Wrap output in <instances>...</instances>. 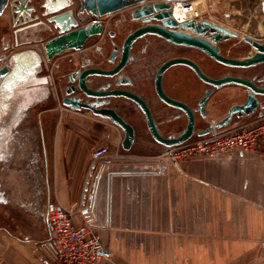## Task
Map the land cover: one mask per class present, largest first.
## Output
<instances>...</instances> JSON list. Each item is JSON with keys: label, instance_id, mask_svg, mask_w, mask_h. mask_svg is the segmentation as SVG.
Masks as SVG:
<instances>
[{"label": "crops", "instance_id": "1", "mask_svg": "<svg viewBox=\"0 0 264 264\" xmlns=\"http://www.w3.org/2000/svg\"><path fill=\"white\" fill-rule=\"evenodd\" d=\"M205 1L199 9L218 15ZM223 17L215 20L233 30L231 17ZM89 56L95 63L104 58ZM170 83L166 75L167 89ZM236 89L245 91L227 86L212 95L210 121L216 98ZM61 112L63 126L54 130L32 115L37 127L24 135L37 145L0 164V264H60L47 220L54 205L81 207L76 224L96 225L105 250L98 264H264V141L252 154L198 157L157 174L154 157L134 155L151 147L147 140H135L126 151L123 131L106 119L65 107ZM259 118L257 112L231 126ZM101 146L119 147L126 157L91 165Z\"/></svg>", "mask_w": 264, "mask_h": 264}, {"label": "water", "instance_id": "2", "mask_svg": "<svg viewBox=\"0 0 264 264\" xmlns=\"http://www.w3.org/2000/svg\"><path fill=\"white\" fill-rule=\"evenodd\" d=\"M31 0H0V16L3 15L6 7L10 4L14 6L13 12L17 17L24 16L23 12L29 15L32 21L39 17H31L30 14L36 10L34 6H29ZM46 3L40 6L46 10L41 16H49L47 22L49 28L57 30V34L47 40L41 41L40 53L32 49L20 50L10 55L5 65L0 67V130L11 109L14 97L18 96L17 88L30 77H36L38 66L42 58L51 60L55 55L65 51L74 50L84 55L86 43L95 37L104 34V26L101 22L84 23L90 17L102 18L109 14L130 9L131 21L141 22V26L131 31L123 43L119 60L116 62L117 47L114 48L108 61L113 63L112 67L103 68L94 65L91 57L86 59V65L81 71H76L70 76L71 82H77L80 90L93 98L125 97L131 99L145 114L148 121V128L155 141L170 148L182 145L194 136L199 138L207 137L221 130L232 122L233 118L242 119L258 112V116L264 115V86L260 84L261 79L251 76H237L227 74L221 77H211L193 60L185 57H174L163 63L156 71L154 77V88L158 98L173 108L181 109L188 117V124L185 130L178 136L163 137L159 133L151 108L147 101L136 93L121 87L108 91H95L88 86V80L113 78L119 75L127 66L131 59V48L138 39L146 36H155L170 44L182 47L197 49L205 54L213 62L227 67L238 69H255L264 65V42L258 41L251 36L242 37L237 50L223 45L233 38H239V33L218 24L212 20L188 19L177 22L173 17L171 2L174 0H76L80 9L74 14L71 9H67L73 4V0H45ZM17 2V3H15ZM49 6H53L52 9ZM86 15V18L83 17ZM21 29L23 35L30 34V26ZM110 35L114 31L109 32ZM240 53L239 56L237 53ZM6 55H0V66ZM176 66H185L191 69L204 84L209 86L204 95L199 99L198 106L190 108L186 103L171 98L164 89V76L166 72ZM120 85V84H118ZM109 85H104L106 88ZM227 86H237L246 91V99L243 103L234 104L230 107L227 116L216 122H210L207 129L195 131L196 113L201 117H207V104L212 95ZM102 101L100 104H104ZM65 107L73 111H81L84 104L73 95V91L67 90L63 99ZM93 114L103 119L109 120L113 125L121 129L124 133L122 148L129 151L135 142V129L131 123L123 118L114 109L105 107L96 110L91 109ZM28 123V124H26ZM37 127L32 119L30 106H23L19 109L17 117L11 123V129L6 135L10 139L13 149L30 151V145H37V142L25 136V130H33Z\"/></svg>", "mask_w": 264, "mask_h": 264}, {"label": "flooded vegetation", "instance_id": "3", "mask_svg": "<svg viewBox=\"0 0 264 264\" xmlns=\"http://www.w3.org/2000/svg\"><path fill=\"white\" fill-rule=\"evenodd\" d=\"M44 3H46L45 0H31L28 3L29 6H34L36 8V10L33 11L30 16L35 17L36 15H39V17L33 19L30 22L28 21L27 23H25V21L29 19V15L23 12L24 16L17 17V14L13 12V9L15 8L14 6L9 4L6 7L4 13L7 12V14H9L11 26L10 30L12 33L11 37L14 45L16 46V50H11L10 42H6L4 35L0 33V39L2 41L3 47L2 50H0V55H6V58L2 60V64L0 66L1 68L5 65L7 58L17 51L32 49L33 51L40 53V42L50 39L57 34L56 29L48 27H51V25L47 22V18L49 16H41V13L46 10L45 8L40 9V6ZM52 7L53 6H49L51 9ZM67 9H71L74 14H77L80 9L79 3L76 0H73V4ZM83 17L86 18V15L83 14ZM93 18L97 17H90L84 23H91ZM120 25L123 31L108 30L105 33L101 40L103 49L106 47L103 54L104 58L99 63L93 62L94 65H99L103 68L112 67L113 63H110L108 59L114 51V48L117 47V62L119 60L123 43L125 42L128 34L131 31L139 28L142 24L139 21H131L130 16L128 15L125 16ZM25 26H30L28 29L30 34L22 36L23 31H21V29ZM110 31H114V34L110 35ZM241 39L242 37L239 36V38H233L230 41L225 42L223 45L237 50ZM97 41L98 38L95 37L86 43L84 55L72 50L74 53L70 59H67L68 63L70 64V67L67 69H63V67L59 66L56 71L51 72L47 63V59L42 58L41 63L38 66L36 77H30L27 81L19 85L17 88V93H19V95L14 97L11 109L7 114L3 127L0 130V157H2L0 158V164L5 162L8 164L12 160H19V151L12 148L10 145V139L6 136L11 129L10 127L12 121H14V119L17 117L19 109L23 106H30L32 109L33 106L37 104V102L43 103L46 106H51V110L58 109V106H56L57 103H60L63 107H65L63 104V99L66 96L67 90L73 91V95H76L80 99L81 103L84 104V109L79 112H87L94 115L91 109L99 110L103 107L107 109H114L116 112L122 115L124 119L133 125L136 136L135 140H137V142L143 144V142H141L142 139L147 141L150 140L161 150L167 148L153 139L148 128L147 118L134 101L122 96L109 98L89 97L86 93L80 90L77 82H71L70 76L72 73L81 71L83 66L87 64L86 59L90 57L89 54H95L93 46ZM107 47L110 48V51L108 52L106 51ZM174 57H185L193 60L207 75L211 77L218 76H213L211 73H209L208 69L214 70L224 67L213 62L210 58L197 49L176 46L159 37L146 36L133 43L131 48V59L126 68L119 75L113 78H101L97 80L90 79L88 80V86L95 91H108L110 89L121 87L136 93L142 99L148 102L157 129L161 136H178L187 127L188 117L181 109L170 107L165 102L161 101L158 98L154 88V77L157 69L163 63ZM227 74L236 75L230 72H226L225 75ZM166 75L171 76V89H167L165 86ZM165 76L164 89L166 93L171 98L186 103L192 109L198 106L199 99L204 95L205 90L209 87L199 80L191 69L185 66L173 67L166 72ZM251 77H257L258 79H261L260 84L264 86V75L258 76L255 74ZM104 85L109 86L104 88ZM102 101H105L103 105L100 104ZM96 117L103 119L100 116ZM210 122L215 121H210L208 114L206 118H203L198 113H196L195 131L198 132L207 129L210 125ZM216 131L218 132L220 130ZM194 137L199 138L197 136Z\"/></svg>", "mask_w": 264, "mask_h": 264}, {"label": "built area", "instance_id": "4", "mask_svg": "<svg viewBox=\"0 0 264 264\" xmlns=\"http://www.w3.org/2000/svg\"><path fill=\"white\" fill-rule=\"evenodd\" d=\"M197 1H172L175 20L183 22L193 18L200 21L208 19L217 22L213 18L211 9L205 12L199 9V4L206 5L207 2ZM177 6L183 14L180 17L174 14ZM108 17L91 20V23L101 22L104 26V34L97 37L98 41L93 46L94 51L99 55L104 54L101 40L105 33L110 28L118 27L125 18L120 17L112 23V19ZM73 53L72 50L65 51L47 60L50 71H56L60 62L70 59ZM263 141L264 115L256 121L243 123L229 130L218 131L209 135L208 138H196L182 145L166 148L153 158L152 163H156V168L151 170H155L157 174H163L169 172L171 168H179L184 161L189 159L198 157L218 159L230 157L236 153L252 154ZM125 157L126 154L119 147L101 146L93 150L91 165L100 159L124 160ZM80 208L54 205L47 211V220L53 234L54 250L60 264H98L105 257L104 246L96 225L91 222L76 224L75 218L81 211Z\"/></svg>", "mask_w": 264, "mask_h": 264}, {"label": "rangeland", "instance_id": "5", "mask_svg": "<svg viewBox=\"0 0 264 264\" xmlns=\"http://www.w3.org/2000/svg\"><path fill=\"white\" fill-rule=\"evenodd\" d=\"M201 1H203V3L205 2L204 0H201ZM211 1L212 2L210 3L214 6V9L218 10V13L220 14V15L218 14L219 17L218 15H213V18H217L218 20H224L223 16H224V13H226L231 17L230 21L227 20V22L233 28V31L235 30L237 32L239 31L238 33L239 35H241V37L251 36L258 41L264 42V0H223V1L221 0V2H218V0H211ZM206 5L199 4V6H204V7ZM129 14H130V9H125V10L110 14L108 15L109 17L108 16L106 17L111 18L112 23H113L114 20L120 17L128 16ZM10 29H11V26H10L9 14L5 12L2 16H0V33L4 35V39L6 42H10L11 50L13 51V50H16V46L14 45V42L12 40V37H11L12 33ZM109 30L123 31L121 25L120 27L118 26L115 28H110ZM2 48H3L2 41L0 39V50H2ZM105 48L106 47H104V49ZM106 51L107 52L110 51V48L107 47ZM238 55L241 56L239 52H238ZM208 71L213 76H218V77L225 75L226 72H230V73H233L239 76H243L244 74H247L250 76L257 74L258 76H260V75H264V65L258 66L255 69H250L247 71L244 69L227 68V67L218 68L214 70L208 69ZM222 96H225V95H222ZM245 99H246V91L237 90V89L231 95L226 94L225 100L223 97H221V95H220V98L218 96L215 101L217 114H216V117L214 118L215 120L214 119L213 120L216 122L224 118L225 116H227L228 111L232 105L237 104V103H243ZM263 99H264L263 97H260V100H263ZM56 106H58V109L55 110V113H54L50 111L51 106H46L43 103L37 102V104L34 105L33 108L31 109V112L35 118L41 117L43 126L54 130L58 127L63 126L62 124L63 122L61 120V113H62L61 111H62L63 106L60 103H57ZM235 121H236V118L232 120L229 126L220 130V132L224 130H229L231 128L238 126V124L234 127L231 126ZM208 137L209 136H207L206 138ZM194 139H196V137H194L192 140ZM148 142L151 144V147L149 149L141 150V148H137L134 152V155L155 157L162 152V150H159V147L157 145H154L150 140Z\"/></svg>", "mask_w": 264, "mask_h": 264}, {"label": "bare ground", "instance_id": "6", "mask_svg": "<svg viewBox=\"0 0 264 264\" xmlns=\"http://www.w3.org/2000/svg\"><path fill=\"white\" fill-rule=\"evenodd\" d=\"M198 1H201V0H198ZM197 1V2H198ZM174 14H175V16H177V17H180L181 15H183L182 14V12L180 11V9L178 8V6L176 7V9H175V11H174ZM222 26H224V25H222ZM224 27H226V26H224ZM228 28V27H227Z\"/></svg>", "mask_w": 264, "mask_h": 264}, {"label": "snow or ice", "instance_id": "7", "mask_svg": "<svg viewBox=\"0 0 264 264\" xmlns=\"http://www.w3.org/2000/svg\"><path fill=\"white\" fill-rule=\"evenodd\" d=\"M0 158H2V157H0Z\"/></svg>", "mask_w": 264, "mask_h": 264}]
</instances>
